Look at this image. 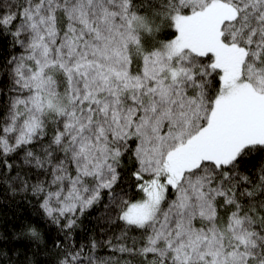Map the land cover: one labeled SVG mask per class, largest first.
Instances as JSON below:
<instances>
[{
  "label": "snow or ice",
  "instance_id": "6c2138e0",
  "mask_svg": "<svg viewBox=\"0 0 264 264\" xmlns=\"http://www.w3.org/2000/svg\"><path fill=\"white\" fill-rule=\"evenodd\" d=\"M0 264H264V0H0Z\"/></svg>",
  "mask_w": 264,
  "mask_h": 264
},
{
  "label": "trees",
  "instance_id": "16d2710c",
  "mask_svg": "<svg viewBox=\"0 0 264 264\" xmlns=\"http://www.w3.org/2000/svg\"><path fill=\"white\" fill-rule=\"evenodd\" d=\"M24 211H27V209L25 208V209H23Z\"/></svg>",
  "mask_w": 264,
  "mask_h": 264
}]
</instances>
